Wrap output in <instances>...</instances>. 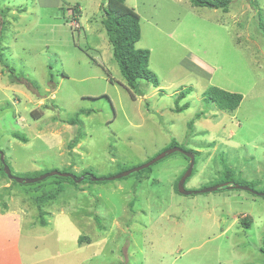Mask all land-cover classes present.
Instances as JSON below:
<instances>
[{
	"label": "rangeland",
	"instance_id": "rangeland-1",
	"mask_svg": "<svg viewBox=\"0 0 264 264\" xmlns=\"http://www.w3.org/2000/svg\"><path fill=\"white\" fill-rule=\"evenodd\" d=\"M102 3L0 0V52L13 69L0 65V151L11 173L105 179L176 147L197 152L185 190L232 180L264 193V0H232L226 13L189 0H125L140 18L135 47L149 51L159 84L138 80L135 90L112 56ZM211 87L242 95L238 108L206 102ZM185 88L178 105L189 106L175 113ZM77 113L79 125L64 123ZM188 165L175 152L147 178L18 184L0 173V210H9L0 259L17 264L19 251L26 264H264V197L230 187L181 195Z\"/></svg>",
	"mask_w": 264,
	"mask_h": 264
},
{
	"label": "trees",
	"instance_id": "trees-1",
	"mask_svg": "<svg viewBox=\"0 0 264 264\" xmlns=\"http://www.w3.org/2000/svg\"><path fill=\"white\" fill-rule=\"evenodd\" d=\"M102 2H103L102 3L103 18L101 20V26L104 28L108 41L112 47V56L116 61L119 70L122 76L124 77L125 81L127 82L128 86L135 90L137 88L136 87L137 81L143 80L150 83L153 88L159 87L158 79L156 75L147 68L149 51L144 49H138L135 47L136 42L140 38V24H139L140 18L138 14L135 13L134 10L124 6L123 3L125 2V0H102ZM189 2L193 7L220 9L226 13L228 11L230 4L232 3V0H189ZM254 4L255 2L253 3V6L257 7V5ZM6 11L7 9H4L2 12H6ZM22 11L23 10H20V12ZM260 11L261 10H259V12ZM258 16H259L258 28L261 30V33L264 34V23L261 19L262 18L261 13H259ZM0 65L3 68L2 71L8 70V72L11 75H13V69L9 68L7 63L4 61L1 52H0ZM191 91H192L191 88H185L184 90H181L179 92L175 100V107L174 109H172L173 112L181 113L188 108L189 106L188 103L183 104L182 106H179L178 104L182 99H184L188 94H190ZM204 100L206 102L215 104L221 110L232 112L236 110L240 105L242 101V95H240L239 93L227 92L218 89L216 87H211L209 90H207L204 93ZM80 113L86 116L90 114V112H85V111H81ZM80 113H77L74 118L65 120L64 123H66L67 125H79L80 121L78 120V115ZM15 138H18L19 140L26 142L24 138L18 137L17 135H15ZM79 138H80V133L78 132L77 135L69 142L68 145L69 151H71L75 147L74 145L78 144V141L80 140ZM190 153H193L194 156H196L197 152L190 151ZM4 164H5V160H4ZM143 172H146L145 178H147V176L151 173V168L149 167L147 169L139 171L140 174ZM0 173L6 176L3 171V165L1 162H0ZM79 176L84 177V179L81 182L91 181L90 177H93V175L89 171L82 172ZM79 176L76 175L75 176L76 179H78ZM103 181L106 180H102V181L98 180L96 182H103ZM70 182L73 183L74 181L71 180ZM137 182L141 183L142 182L141 178ZM227 183L228 185H231L236 182L230 180ZM239 185L248 186L254 190L253 186L251 185H247L243 183H240ZM225 188L229 189V187H224L222 189ZM56 191H57L56 193H58L59 189H57ZM56 193L47 194L44 197H39V199L37 198L39 201L38 203L41 204L47 200L53 199ZM250 222L251 221L249 218H244L241 221V225L243 228H249ZM40 224L42 226L45 225L43 220H40Z\"/></svg>",
	"mask_w": 264,
	"mask_h": 264
},
{
	"label": "water",
	"instance_id": "water-1",
	"mask_svg": "<svg viewBox=\"0 0 264 264\" xmlns=\"http://www.w3.org/2000/svg\"><path fill=\"white\" fill-rule=\"evenodd\" d=\"M175 152H179L182 155H184L186 158L189 159L188 168L185 171L184 175L179 179L178 184H177V191H178L179 194L185 195V196H189V195L197 194V193L215 192V191H217L220 188L230 187V188H233L235 190H243V191L252 193L255 196L264 197V193L255 191V190H253L252 188H250L248 186H243V185H239V184L228 185V183H224V184H221V185H218V186L206 188V189H203V190H200V191H187V190H185V188H184L185 181L191 175L192 169L194 167V155L191 154V153H188V152H184V151H182V150H180L179 148H176V147L175 148H171V149L161 153L160 155L156 156L154 159L150 160L149 162L145 163L144 165H141L139 167L130 169L129 171H126L124 173H120V174H118V175H116L114 177H109V178H105V179H98V178H94L93 177V178H90V179H91V181L121 179V178L127 177V176H129V175H131L133 173H137V172H139L141 170L147 169V168L151 167L153 164H155L156 162H158L161 159H163L164 157H166L167 155L173 154ZM0 162L3 165V171H4L5 175H6V177L9 180H12V181H14L15 183H18V184H21V183L34 184V183L43 181V180H45V179H47L49 177H53V176L62 177V178H70L75 183H80L84 179V177H80L79 179H76V177L74 175L70 174V173H60V172H57V171H52V172L43 174V175H41V176H39L37 178H33V179L17 178L11 173L10 169L4 164V155L1 152H0Z\"/></svg>",
	"mask_w": 264,
	"mask_h": 264
},
{
	"label": "crops",
	"instance_id": "crops-1",
	"mask_svg": "<svg viewBox=\"0 0 264 264\" xmlns=\"http://www.w3.org/2000/svg\"><path fill=\"white\" fill-rule=\"evenodd\" d=\"M3 210H0V214H1V216H0V218H3L4 216H3V214L2 213H6V212H8L9 210L8 209H6L5 210V212H2ZM8 221V220H7ZM1 234L3 233V232H0ZM51 233H53V232H51ZM15 235H16V232H14L13 231V237H15ZM16 237H17V239H16V241L20 238V234H17L16 235ZM17 260V264H26L25 262H24V259H21V257H20V255H19V251H18V253L16 254V257H15ZM29 258H30V256H28V262L30 261L29 260ZM8 261V260H7ZM32 261L35 263V264H48V262H50V259H48V258H46V259H38V258H33L32 257ZM0 264H7L5 261H4V258H2V259H0ZM16 264V263H15Z\"/></svg>",
	"mask_w": 264,
	"mask_h": 264
},
{
	"label": "clouds",
	"instance_id": "clouds-1",
	"mask_svg": "<svg viewBox=\"0 0 264 264\" xmlns=\"http://www.w3.org/2000/svg\"><path fill=\"white\" fill-rule=\"evenodd\" d=\"M12 181V180H11Z\"/></svg>",
	"mask_w": 264,
	"mask_h": 264
}]
</instances>
